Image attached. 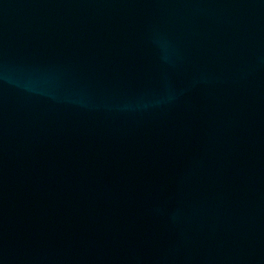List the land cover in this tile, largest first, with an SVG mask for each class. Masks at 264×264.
<instances>
[{
	"label": "water",
	"instance_id": "obj_1",
	"mask_svg": "<svg viewBox=\"0 0 264 264\" xmlns=\"http://www.w3.org/2000/svg\"><path fill=\"white\" fill-rule=\"evenodd\" d=\"M0 264H264V0H0Z\"/></svg>",
	"mask_w": 264,
	"mask_h": 264
}]
</instances>
